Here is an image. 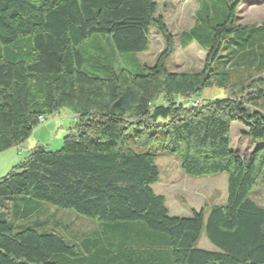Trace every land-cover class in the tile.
<instances>
[{
	"label": "trees",
	"instance_id": "1",
	"mask_svg": "<svg viewBox=\"0 0 264 264\" xmlns=\"http://www.w3.org/2000/svg\"><path fill=\"white\" fill-rule=\"evenodd\" d=\"M198 2L178 43L200 44L204 62L175 72L155 0H0V152L60 110L77 117L59 149L38 145L0 177V264H264V206L251 197L264 178V73L246 75L258 54L264 69V30L237 23L243 0ZM151 30L164 43L152 65H115V54L147 51ZM95 39L111 53L91 50ZM206 88L228 94L179 101ZM232 122L254 144L245 156L230 147ZM161 155L189 176L226 173V202L170 216L152 188ZM38 201L98 227L64 238ZM202 232L214 250L198 247Z\"/></svg>",
	"mask_w": 264,
	"mask_h": 264
},
{
	"label": "rangeland",
	"instance_id": "2",
	"mask_svg": "<svg viewBox=\"0 0 264 264\" xmlns=\"http://www.w3.org/2000/svg\"><path fill=\"white\" fill-rule=\"evenodd\" d=\"M155 1L158 6V14L163 17L168 30L175 38L173 53L166 64L167 69L175 72L200 70L204 62L206 54L205 50L196 42L191 43L185 48L180 47L178 43L179 35L183 31H187L194 24V14L199 5L198 0ZM248 1H256V3L246 5ZM237 23L246 25L249 28L257 27L264 30V0H243L237 10ZM260 38H262V36ZM88 45L91 50L97 51L100 56L111 53L110 49H113L110 43H103L98 39L93 40L92 43H89ZM163 46L164 43L161 37L155 30H151L150 44L147 51L142 53L128 52L115 54V65L126 67L128 69L135 68V61L152 65L159 52L163 49ZM227 94L228 91L220 88H206L201 92L200 96L196 97L206 99L223 97ZM192 98L193 97L179 99V101L190 104V100ZM72 116L73 115L69 111L64 109L60 110L54 115L46 118L43 123L33 130L31 135L22 145L0 152V177L9 172L16 164L23 162L27 158L29 154L28 152L38 145L45 146L51 151L59 149L62 145V140L67 128L72 127L74 123ZM238 125L241 124L238 122H232L230 138L235 145L239 144L241 141L242 146L247 145L246 147L248 149L250 148V142L248 141L251 140L250 138H248V140L242 139L241 135L238 133L237 127H235ZM238 139L239 143L237 142ZM155 163L159 169V179L152 185V187H154L155 193L162 192V194L166 196V201L171 208V213H173L174 207V203H172L173 200H175V205L183 207L181 208V214L185 215L188 213L185 211L187 210V206H190V203L200 198L198 194L200 196H202L203 193L209 195L216 190L217 192L215 194L207 196V200L205 201V205L202 209L206 210L211 205L225 202L227 186L226 173L189 176L183 173L180 168L179 161L174 156L170 155L157 157ZM165 163L175 174V176L170 177L174 179L169 180L168 183H165L164 178ZM177 171H180V174ZM254 189L255 192L254 190L251 192L252 199H254L258 204L264 205V178L259 179L258 185ZM193 191L196 192V195H194ZM38 202H40L43 207L48 208L50 213L52 211L53 217L56 220H59L60 224H58L59 227L57 230L64 238H67L68 236L71 237L70 233H76V235L84 232L87 233L91 227L98 224L97 220L79 215L73 210L59 208L43 201ZM198 203L199 202H196L194 205L198 206ZM11 210L14 211L15 207L12 206ZM204 245H210L213 247L207 240L204 232H202L199 238V246L200 248H203L205 247Z\"/></svg>",
	"mask_w": 264,
	"mask_h": 264
},
{
	"label": "crops",
	"instance_id": "3",
	"mask_svg": "<svg viewBox=\"0 0 264 264\" xmlns=\"http://www.w3.org/2000/svg\"><path fill=\"white\" fill-rule=\"evenodd\" d=\"M252 4H254L253 2H250V4H246V5H252ZM239 24V23H238ZM241 25H243V24H241ZM192 43H194V42H192ZM191 44V43H190ZM189 44V45H190ZM248 52H249V50H248ZM247 52V53H248ZM246 53V54H247ZM257 53H259V51H257ZM245 54V55H246ZM248 55V54H247ZM253 57H254V55H253ZM260 55L258 54L257 55V60H256V64H251L250 66H247V68H248V72H247V74L246 75H251V76H260V75H263V73H264V69H262V67L261 68H259V64L257 65V62L259 63V60H260ZM252 61H254V59L252 58ZM235 63V60L233 59L232 60V64H234ZM241 68H243V70L244 69H246V66H242ZM262 69V70H261ZM245 75V76H246ZM248 77V76H247ZM244 79V78H243ZM224 96H226V95H224ZM223 96V97H224ZM203 99H205V98H203ZM206 99H209V98H206ZM239 123V122H238ZM232 124V123H231ZM235 127H237V129H238V133L241 135V137H242V139H245V140H248V138H246V137H243L242 136V133L243 132H245V130H246V128L241 124V125H238V126H235ZM68 129V128H67ZM230 131H231V128H230ZM66 132H67V130H66ZM237 142L239 143V139L237 140ZM247 142V141H246ZM248 142H250V141H248ZM241 146H240V145ZM239 144H234L233 143V141L231 140V138H230V147L233 149V150H235L236 152H237V154H239L240 156H245V155H247L251 150H252V148L254 147V144L253 143H251L250 142V148H248L247 149V145H244V146H242V143H241V141H240V143ZM11 149V148H10ZM25 151H26V148H25ZM161 156H163V155H161ZM158 167V166H157ZM165 175H164V178H165V183H168L169 182V180H171V179H174V178H170L171 176H175V174H174V172L172 171V170H170V167L165 163ZM159 170V169H158ZM177 172H179V174H180V171H177ZM153 188V190H154V187H152ZM199 190H200V187H199ZM217 192V190L215 191V192H213V193H210L209 195H207L206 193H203L202 194V196H200L198 193V196L200 197L198 200H194L192 203H190L191 205L189 206H187V210H185L186 212H188V213H186L185 215L184 214H181L182 212H181V208H183V207H181L180 205H175V200H173V202L172 203H174V207H173V213H171V208H170V206L168 205V203H167V201H166V196L164 195V194H162V192H160V193H157V194H160V195H163L164 196V198H165V204H166V206H167V208H168V211H169V215L170 216H172V217H188V216H190L191 215V210L192 209H194V210H196V211H199V210H201L202 208H203V206L205 205V201L207 200V196H210L211 194H215ZM254 192H255V189H254ZM193 193H194V195H196V192L195 191H193ZM226 197H227V186H226ZM204 199V200H203ZM201 200V201H200ZM196 202H199L197 205L198 206H195L194 204L196 203ZM225 202H226V199H225ZM224 202V203H225ZM223 202L222 203H219V204H214V205H221V204H224ZM214 205H211L209 208H207L206 210H204V212H205V217L208 215V212H209V210H210V208L212 207V206H214ZM262 206H264V205H262ZM183 211V210H182ZM181 215H183V216H181ZM98 225V224H97ZM93 226V227H91V229L88 231V232H90V231H95L96 230V228L98 227V226ZM122 228H127V231L128 232H131V234H135V233H132V232H136V233H139V231L140 232H143L144 231V228L141 226V225H139V223H129V224H123L122 226H121ZM85 233V232H84ZM105 242V241H104ZM203 242H205V241H203ZM102 243H103V241H102ZM211 244V243H210ZM198 247H200L199 246V241H198ZM212 245V244H211ZM205 247H203L204 249H208V250H214L215 249V246H213V247H211L210 245L209 246H207V245H204ZM202 248V247H201Z\"/></svg>",
	"mask_w": 264,
	"mask_h": 264
},
{
	"label": "built area",
	"instance_id": "4",
	"mask_svg": "<svg viewBox=\"0 0 264 264\" xmlns=\"http://www.w3.org/2000/svg\"><path fill=\"white\" fill-rule=\"evenodd\" d=\"M202 103V99L199 98V97H193L191 100H190V105L192 106H197V105H200ZM73 118V122H76L77 120V117L75 115L72 116Z\"/></svg>",
	"mask_w": 264,
	"mask_h": 264
}]
</instances>
